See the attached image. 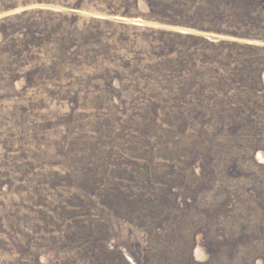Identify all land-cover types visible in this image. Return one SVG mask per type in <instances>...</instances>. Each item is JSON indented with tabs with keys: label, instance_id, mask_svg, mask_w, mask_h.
Here are the masks:
<instances>
[{
	"label": "rangeland",
	"instance_id": "1",
	"mask_svg": "<svg viewBox=\"0 0 264 264\" xmlns=\"http://www.w3.org/2000/svg\"><path fill=\"white\" fill-rule=\"evenodd\" d=\"M259 17L0 0V264H264Z\"/></svg>",
	"mask_w": 264,
	"mask_h": 264
},
{
	"label": "trees",
	"instance_id": "2",
	"mask_svg": "<svg viewBox=\"0 0 264 264\" xmlns=\"http://www.w3.org/2000/svg\"><path fill=\"white\" fill-rule=\"evenodd\" d=\"M223 1L226 4V9H228L231 12V15L236 18V21H238V23L240 25H242L244 23L246 24V22H247L246 17H247V20H249V16L254 17L253 18L254 20L257 19V17H258V20H259L260 19L259 16L264 13V12H262V10H264V0H223ZM154 20L160 21V19H156V18ZM187 26H190V27H193V28H196L199 30H205V31H210V32L213 31V32L221 33V34H229V35L240 37V38H242V37L247 38V36H243L240 33L228 31L227 29H221L218 27H212L209 25L208 26H205V25L199 26V25H190L189 24ZM227 26L228 27L230 26L229 28L234 27L236 29V25H227ZM228 27H226V28H228ZM186 36L187 37H193L189 34H186ZM235 44H237V43H235ZM255 60H257V59H255ZM255 60H254L253 66L247 65L245 67V72H246L245 76L247 78L251 79V78H254L258 73L257 78H258V83H259V72H260L259 70L261 69V66L259 65V67H258L255 64ZM241 74L243 75L242 72H241Z\"/></svg>",
	"mask_w": 264,
	"mask_h": 264
}]
</instances>
